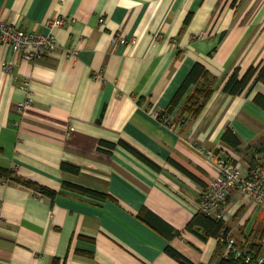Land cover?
Instances as JSON below:
<instances>
[{
	"label": "crops",
	"instance_id": "0c3cea01",
	"mask_svg": "<svg viewBox=\"0 0 264 264\" xmlns=\"http://www.w3.org/2000/svg\"><path fill=\"white\" fill-rule=\"evenodd\" d=\"M57 18L62 27L46 25ZM0 20L58 44L31 63L0 45V264H179L167 247L219 262L218 240L185 227L219 173L206 151L246 175L244 148L261 145L264 166V110L253 101L264 85L222 92L235 68L264 63V0H0ZM195 63L217 79L211 98L195 119L179 123L177 107L162 121ZM227 128L238 151L221 142ZM222 208L237 244L264 246V206L231 191Z\"/></svg>",
	"mask_w": 264,
	"mask_h": 264
},
{
	"label": "trees",
	"instance_id": "16d2710c",
	"mask_svg": "<svg viewBox=\"0 0 264 264\" xmlns=\"http://www.w3.org/2000/svg\"><path fill=\"white\" fill-rule=\"evenodd\" d=\"M191 16V13L187 15L184 21L185 25L188 24V22L191 20ZM216 82L217 79L213 75H211V73H209L205 67H203L200 63H195L180 84L174 96L172 97L167 110L160 113L159 117L172 113L174 109L180 107V117L178 120L179 123L183 118H197L211 98ZM260 83L264 85V63H261L257 66H250L244 73H241L239 68H235L224 83L222 92L226 95L236 97L242 95L245 91L249 92L255 87V85ZM253 101L256 105L264 110L263 94L258 92L255 95ZM221 142L234 151H238L241 147L240 139L231 128H227L225 130L221 137ZM120 145L147 165L153 168H157L154 164H152L149 160H147L143 155H141L128 144L121 141ZM107 146L110 148L113 147V145L111 144H107ZM244 150L246 159L251 169L257 166H263V164L260 163L263 155L259 157V154L263 152L261 145L260 147L247 146L244 148ZM173 164L182 169L176 163ZM63 167L77 172V169L75 168L65 166ZM184 172L189 176L194 177L189 172ZM6 174L7 173L5 171L0 170V175ZM10 179L18 182L21 185H24L25 187L33 189V191L41 196L54 197V195H56L54 191L46 187L21 179L19 177H10ZM72 187L76 191L82 192L84 194L102 197L95 191L73 185ZM185 230L194 234L203 241H207L209 238H215L218 240V248L216 254L220 255L221 259L216 264H257V258L264 255V246L262 244L250 245L246 247L237 244V242L233 239L235 241V248L237 250H240L242 254L237 259H235L234 254L231 252L225 257L224 252L226 249L227 241L228 239L232 238L229 235V229L226 227L225 222L221 219L213 218L202 212H197L191 218V220L187 223ZM165 252L179 264H193L185 257H183L180 253L170 247H167L165 249ZM247 256H250V260L248 262H246ZM52 264H59V260L57 258H54L52 260Z\"/></svg>",
	"mask_w": 264,
	"mask_h": 264
},
{
	"label": "built area",
	"instance_id": "2783aa9c",
	"mask_svg": "<svg viewBox=\"0 0 264 264\" xmlns=\"http://www.w3.org/2000/svg\"><path fill=\"white\" fill-rule=\"evenodd\" d=\"M98 22L103 24L104 19L99 18ZM65 24L63 18L48 20L46 25L49 27H62ZM114 42L126 44V41L120 35H117ZM0 45L12 51L16 56L23 59L24 62H35L37 59L46 57L55 52L58 47L57 41L52 34H40L26 31L13 23L0 20ZM78 50H67L70 57H76ZM7 71H10L9 65H4ZM25 105V104H24ZM161 120L166 122L165 117ZM185 118L181 119V123ZM172 128L174 124H170ZM72 130V129H71ZM207 159L215 164L218 169V175L213 179L205 191L201 194L196 205L197 211L208 216L225 221L223 205L231 191H237L245 198L251 199L255 204L264 206V167L257 166L243 175L241 164L229 162L215 156L211 151H206ZM233 253L235 259L241 256V251L235 248V241L228 239L225 257ZM250 256L246 257V262ZM264 263V255L257 258V264Z\"/></svg>",
	"mask_w": 264,
	"mask_h": 264
},
{
	"label": "rangeland",
	"instance_id": "374dc122",
	"mask_svg": "<svg viewBox=\"0 0 264 264\" xmlns=\"http://www.w3.org/2000/svg\"><path fill=\"white\" fill-rule=\"evenodd\" d=\"M212 153H213V152H212ZM213 154H214V153H213ZM229 162H232V161H229ZM234 163H236V162H234ZM261 167H264V166H261ZM209 184H210V183H209ZM208 186H209V185H208ZM208 186H207V187H208ZM207 187H206V188H207ZM206 188H205V189H206ZM205 189H204V191H205ZM204 191H203V192H204ZM203 192H202V193H203ZM202 193H201V194H202ZM200 196H201V195H200ZM200 196H199V198H200ZM199 198H198V201H199ZM198 201H197V203H198ZM197 212H200V211H197Z\"/></svg>",
	"mask_w": 264,
	"mask_h": 264
}]
</instances>
